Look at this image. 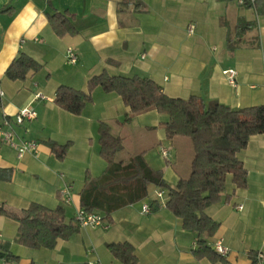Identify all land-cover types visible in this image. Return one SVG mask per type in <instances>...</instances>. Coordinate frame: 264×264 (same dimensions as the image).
Segmentation results:
<instances>
[{
    "label": "crops",
    "instance_id": "crops-1",
    "mask_svg": "<svg viewBox=\"0 0 264 264\" xmlns=\"http://www.w3.org/2000/svg\"><path fill=\"white\" fill-rule=\"evenodd\" d=\"M55 12L73 15L78 34L57 35L49 21ZM190 24L194 33L188 31ZM69 49L77 62L70 61ZM22 52L43 68L25 79H10L6 71ZM228 68L237 70L235 86L223 74ZM105 70L149 77L170 97L197 95L232 109L262 105L264 0H0V82L6 93L0 99V121L5 113L13 118L32 105L37 118L15 128L20 137L39 142L37 153L19 156L0 135V167L13 172L10 180L0 181V204L17 213L33 202L51 209L62 206L67 220L75 219L86 174L99 177L108 166L100 153L102 121L123 139L117 161L144 153L171 186L189 177L192 140L167 137V114L149 110L125 123L129 107L119 94L101 86L93 90L81 115L55 104L60 85L86 91L89 79ZM37 92L46 98L35 99ZM48 140L71 142L64 158L53 152ZM239 157L248 184L237 188L229 175L221 201L207 208L220 223L210 242L223 240L229 248L228 264H257L256 253L264 251V134L253 135ZM68 185L72 196L65 203L62 189ZM161 190L163 199L157 195ZM167 200V190L150 185L145 199L105 218L106 227H80L53 249L19 244V223L0 215V241L9 242L15 256L7 258L0 249V264H125L108 248V243L124 241L135 247L139 264H224L195 257L197 234L183 227L182 219L166 207ZM152 201L160 204L158 209L143 212V204Z\"/></svg>",
    "mask_w": 264,
    "mask_h": 264
},
{
    "label": "trees",
    "instance_id": "trees-1",
    "mask_svg": "<svg viewBox=\"0 0 264 264\" xmlns=\"http://www.w3.org/2000/svg\"><path fill=\"white\" fill-rule=\"evenodd\" d=\"M73 19L74 16L68 12L49 15L50 24L59 36L78 34ZM245 26L248 24L239 27L240 33L247 30ZM42 68V63L22 52L10 64L6 75L13 80L25 79L29 72H38ZM97 86L123 98L129 107L125 123H131L137 114L149 110L167 114V137H189L194 146V157L189 177L171 186L161 170L148 164L144 153L128 161H117V154L124 148L123 139L102 121L99 125L100 153L108 166L99 177H93L89 172L86 174L81 191L82 207L88 212L101 211L107 218L114 210L145 199L148 187L155 185L168 191L166 207L182 219L183 227L197 234V246L193 250L195 257L228 264L226 256L219 254L210 242L220 223L206 210L221 201L229 175L235 187L247 186L248 171L239 153L247 147L253 135L264 134V104L232 109L216 100L207 103L197 95L187 99L170 97L149 77L112 75L106 70L89 79L86 91L60 85L54 102L73 114L81 115L92 101V92ZM46 143L59 158H64L71 147V142L59 144L48 140ZM12 173V169L0 167V181L10 180ZM150 205L153 210L160 206L157 201ZM0 215L19 223L16 242L31 248L53 249L59 239L67 240L80 230L75 219L67 220L62 206L51 209L33 202L17 213L0 204ZM108 248L123 263L139 264L136 249L130 242L108 243ZM0 249L4 250L7 258H15L9 251V242L0 241Z\"/></svg>",
    "mask_w": 264,
    "mask_h": 264
},
{
    "label": "built area",
    "instance_id": "built-area-1",
    "mask_svg": "<svg viewBox=\"0 0 264 264\" xmlns=\"http://www.w3.org/2000/svg\"><path fill=\"white\" fill-rule=\"evenodd\" d=\"M189 33H194L195 25L190 24L188 28ZM68 57L71 62H77V55L72 49L68 50ZM223 74L226 76L228 82L231 85H236V76L237 70L234 68H228L223 71ZM5 90L0 82V99L5 97ZM37 98H46L42 92H37L35 94V99ZM38 116L37 110L32 106H25L14 115L12 118L8 114H4L2 121H0V135L3 141L17 150L19 156H23L26 153H37L39 149V142L33 139H25L19 136L15 126L22 125L25 122L32 121ZM163 155H169L168 151L163 150ZM158 197L163 199L164 191L158 192ZM72 196V186L68 185L62 189V197L65 203H69ZM243 206L239 205V209H242ZM143 212L150 213L151 205L149 203L143 204ZM75 220L79 223L80 227H106V219L102 213L99 212H88L83 207L78 208ZM213 248L221 255L227 256L229 253V248L224 245L223 240H217L213 245ZM255 261L257 264H264V251H258L256 253Z\"/></svg>",
    "mask_w": 264,
    "mask_h": 264
}]
</instances>
